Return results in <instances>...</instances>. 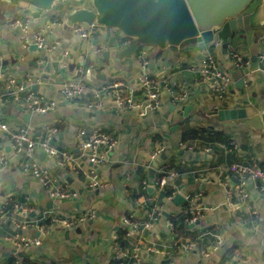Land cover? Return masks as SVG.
I'll use <instances>...</instances> for the list:
<instances>
[{"label": "crops", "instance_id": "1", "mask_svg": "<svg viewBox=\"0 0 264 264\" xmlns=\"http://www.w3.org/2000/svg\"><path fill=\"white\" fill-rule=\"evenodd\" d=\"M74 8L78 7H69L62 2L50 12L43 13L39 23H34L41 24L47 18L54 17L65 21L61 29L49 34L50 40H59L61 44L48 52L46 59L40 58L42 51L32 47L25 48L21 44L18 31L9 25L10 20L0 24V52L3 55L0 65L6 75L17 77L20 82L31 83L35 92L58 101L53 111L35 114L22 110L7 99L0 104V118L10 128L29 126L37 136L44 135L48 124H56L59 127L56 144L73 151H76L75 135L79 129L92 132L99 128L115 136L118 142L111 153V160L98 167L100 177L106 184L97 188L88 187L84 174H78L70 167L60 166L52 157L39 152L42 163L62 182L78 192L73 200L59 201L50 198L41 182L19 167L21 155L12 149L9 135L5 133L0 138V146L5 148L8 161L3 167L0 166V205L5 198L24 201L29 197L34 211L25 215L11 207L9 214H0V264H7L17 256V264H111L113 252L110 240L113 232L124 227L120 224L121 216L126 212H133L143 219L144 213L137 207V200L142 195L158 193V189L152 186L144 191L142 182H152L158 176L155 159L150 163V154L162 145L167 154L163 163L171 162L180 171V176L171 184L176 189L174 195L163 198L160 194L163 214L154 229L145 235L144 243H173L174 239L184 241L186 237L195 239L197 249L190 252L179 249L171 255L145 251L143 258L146 263L223 264L232 257L234 249L239 247L247 264H264V192L251 185L248 198L250 208L231 209L225 201L227 191L236 190L237 177L232 172H222L219 169L222 165L249 159L263 165L264 130L223 126L216 121L214 127L206 124L207 118H210L207 113L224 104L250 105L258 110L264 109V66L258 59L262 52L263 32L248 29L236 35L228 48L222 44L218 47L217 60L234 80L229 95L221 100L211 92L202 76L187 70L190 65L200 62L206 49L194 46L189 47L186 52L166 50L155 55L154 47L145 46L140 49L147 52L145 57L148 64L144 66L139 56L140 51L120 57V51L129 44L130 39L118 29L108 28L105 32L94 29L92 36L86 40L74 35L71 26L66 25V19L59 15L61 9L68 11ZM14 14L17 16L19 13ZM67 29L68 34L65 33ZM258 34H261L259 41L256 40ZM231 50L241 52L250 61L249 67L240 69L233 65ZM41 59L47 61L45 69L41 67ZM82 64L92 69L86 75L89 91L83 99L63 98L59 94L60 85L76 76L77 68ZM144 70L186 82L190 90L188 101L175 105L168 95H164L161 109L145 118L140 117L135 110L119 109L114 98L105 95H102V106H87V102L95 100L93 88L116 80L138 88V76ZM28 73L44 76L50 82H28ZM136 95L139 98L141 92L138 90ZM189 104H192V108L186 119L183 113ZM173 126L174 129L171 128ZM177 193H182L185 197L180 205L174 201ZM135 194H139V197L135 198ZM187 196H192L193 201H188ZM90 208L96 209L97 216L73 229L44 223L45 230L41 232L35 226L20 228L14 222L15 219L38 216L44 209L78 214ZM251 209H256V213H252ZM191 210L199 211L196 222L189 221ZM186 212L190 214L187 221L190 222L191 231L188 235L176 238V234L169 228L170 216ZM21 232L40 237L42 244L15 252L16 249L5 237ZM218 235L225 239L224 245L213 257H204L202 251ZM123 241L125 242L124 239ZM136 241L137 236L134 235L133 242H126V245H132Z\"/></svg>", "mask_w": 264, "mask_h": 264}, {"label": "built area", "instance_id": "2", "mask_svg": "<svg viewBox=\"0 0 264 264\" xmlns=\"http://www.w3.org/2000/svg\"><path fill=\"white\" fill-rule=\"evenodd\" d=\"M69 7H92L91 0L65 1ZM16 17L9 21L14 29L18 31L21 44L25 48H31L36 45L37 50L48 52L59 47V40H50L49 34L54 30L61 29L65 21L59 17L47 18L41 24H34V16L29 10L18 12ZM41 18V17H40ZM39 23V22H38ZM72 33L81 39H89L92 36L93 28L85 23L78 22L71 26ZM221 45L215 41L205 50L203 58L197 64L190 65L187 70L198 73L203 77L211 92L219 99L223 100L230 93L234 80L227 71H225L217 60V49ZM146 50L140 51V57L144 66L148 64L145 57ZM230 56L233 65L237 68L244 69L249 67L250 61L239 51L231 50ZM259 62L264 66V34L262 35V52L258 56ZM3 61V55L0 52V64ZM41 67L45 69L47 61L40 60ZM67 66V63L64 62ZM92 69L89 66L79 65L77 75L65 80L59 87V94L65 99L85 98L89 91L86 75ZM42 73V72H41ZM44 75V74H43ZM28 82L37 81L38 84H48L50 81L41 75L28 73L26 75ZM2 82H5L3 86ZM138 88H133L122 80L108 82L99 88H93L95 100L87 102L89 108L103 105L102 95L114 98L119 109L135 110L142 118L147 117L153 112L161 109L164 95H168L175 105L188 101L190 90L184 81H178L167 75L152 74L146 70L138 76ZM141 92L138 98L137 91ZM9 99L16 103L24 111L44 114L53 111L58 101L55 98L47 97L44 94L37 93L31 88V83L20 82L17 77L8 76L4 68L0 65V104ZM7 133L9 135L12 149L21 155L19 167L25 173H29L37 178L48 196L54 200L67 201L73 200L78 192L71 189L66 183L62 182L49 167L45 166L39 158V152H44L55 160V163L70 167L78 174H84L88 187L97 188L105 185L99 174V166L108 163L111 160V153L117 145V138L99 128L88 132L86 129H79L75 135L76 151L64 149L56 144L59 135V127L56 124H48L45 127L43 136H37L29 126H19L10 128L9 124L0 118V138ZM165 152V147L159 146L150 154V163ZM7 152L4 147L0 146V166L7 163ZM91 164V166H87ZM149 163V164H150ZM222 172H232L237 177V186L235 191H227L226 205L236 210L241 207L250 208L248 198L250 197V186L253 185L259 191L264 192V164H260L254 159L236 161L229 165H222L219 168ZM158 176L154 181L143 180L142 189L152 186L158 189L157 194L142 195L136 202L138 208L144 213L143 219H140L133 212H126L120 218V224L127 227L129 236L133 232L137 236L136 243L126 245L118 232H113L111 236L112 262L111 264H147L143 258L145 251L154 254L171 255L174 251L182 249L185 251H194L197 244L193 238H184L181 240L174 239L173 243L146 245L144 243L147 232L154 229L155 224L163 214L161 204V191L166 185L174 184L180 176L178 171L171 162L163 161L157 165ZM221 181V179H220ZM144 194V193H143ZM188 201H193L192 196H187ZM17 212L31 213L34 211L32 200L26 197L24 201H16L12 198H6L0 205V214H9L10 208ZM192 211V210H191ZM256 213V209H251ZM199 211L193 210L190 222H196ZM97 216L95 208H90L81 213H62L54 212L50 209L42 210L38 216L25 217V219L14 220L17 226L25 228L35 226L41 232L45 230L44 223L63 229H73L88 223ZM174 223L169 222V228L174 233ZM182 238V237H181ZM11 245L18 251L39 246L42 244L40 237L27 234L16 233L12 236H6ZM225 239L218 235L215 241L210 244L206 250L202 251L204 257H213L224 245ZM241 249L236 247L232 257L223 262V264H247L246 259L241 256ZM157 264V263H155Z\"/></svg>", "mask_w": 264, "mask_h": 264}, {"label": "water", "instance_id": "3", "mask_svg": "<svg viewBox=\"0 0 264 264\" xmlns=\"http://www.w3.org/2000/svg\"><path fill=\"white\" fill-rule=\"evenodd\" d=\"M64 1L70 0H0V24L11 19L14 13L24 10H29L37 23L43 13L50 12ZM91 1L90 8L61 9L59 15L66 19L67 26L82 22L102 32L108 28L120 30L130 39L129 44L120 51V57L137 53L145 46L154 47L155 55L166 50L179 53L194 46L207 49L215 41L228 48L236 35L245 30L254 29L264 34V0ZM32 49L36 50V45ZM191 108L192 104L185 107L183 115L186 119ZM207 114L223 126L264 130V109L258 110L250 105L224 104L223 107H214ZM166 158L167 154L163 152L155 159L154 165L157 166ZM184 200L182 193L174 197L177 205Z\"/></svg>", "mask_w": 264, "mask_h": 264}, {"label": "trees", "instance_id": "4", "mask_svg": "<svg viewBox=\"0 0 264 264\" xmlns=\"http://www.w3.org/2000/svg\"><path fill=\"white\" fill-rule=\"evenodd\" d=\"M139 51L137 53H139ZM220 132L218 133L220 134ZM175 192H176L175 187H173L172 185H166L161 192V196L163 198H166L168 196L174 195ZM139 194H135L134 197L135 198L139 197ZM188 217H190V214L188 212L174 214L170 216L171 221H173L174 226H175L174 233L176 234V238H178L181 235H188V233L191 231L190 222L187 221ZM127 232H128L127 227L118 228V233L120 234L121 238L125 240V244L126 242H133L134 240V235L132 233H130L129 236H126ZM17 259H18V256L16 258L13 257L12 259H10V261H8L7 264H17L16 262ZM23 260L27 261V259H24V258ZM27 262H29V260ZM29 264H37V263H29Z\"/></svg>", "mask_w": 264, "mask_h": 264}, {"label": "rangeland", "instance_id": "5", "mask_svg": "<svg viewBox=\"0 0 264 264\" xmlns=\"http://www.w3.org/2000/svg\"><path fill=\"white\" fill-rule=\"evenodd\" d=\"M65 2V1H64ZM66 3V2H65ZM62 3H59V4H57L58 6L59 5H61ZM256 5L254 4L253 5V7H255ZM12 17H16V14H14ZM13 18H11V19H9L10 21L12 20ZM70 28V27H69ZM71 29V28H70ZM68 31H69V29H67L66 31H65V33L66 34H68ZM72 31V30H71ZM260 36H261V34H258L257 35V41H259V39H260ZM22 49H24V50H26L27 51V49H25V48H22ZM187 51V49L184 51V52H186ZM48 51L47 50H43L42 52H41V56H40V58H47V56H48ZM86 81H87V77H86V79H85ZM88 83V82H87ZM16 110H18L17 108H16ZM216 122H215V120L213 119V118H207V121H206V124H207V126H210V127H214L213 125L215 124ZM180 146V145H179ZM6 199V198H5ZM4 199V200H5ZM3 200V201H4ZM107 234V233H106ZM74 235H75V233H74Z\"/></svg>", "mask_w": 264, "mask_h": 264}]
</instances>
